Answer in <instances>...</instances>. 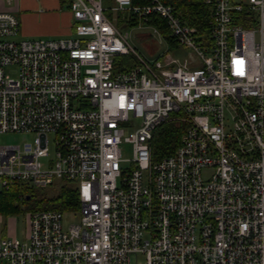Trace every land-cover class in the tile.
<instances>
[{"label": "built area", "instance_id": "1", "mask_svg": "<svg viewBox=\"0 0 264 264\" xmlns=\"http://www.w3.org/2000/svg\"><path fill=\"white\" fill-rule=\"evenodd\" d=\"M113 1L139 24L160 18L189 58L141 56L103 0H68L65 38L18 37L0 11V133L33 134L0 148V190L64 180L79 202L27 211L24 238L0 236V260L264 264V0H202L207 36L163 0ZM121 55L135 65L114 70ZM171 119L185 130L154 162L150 142Z\"/></svg>", "mask_w": 264, "mask_h": 264}, {"label": "trees", "instance_id": "2", "mask_svg": "<svg viewBox=\"0 0 264 264\" xmlns=\"http://www.w3.org/2000/svg\"><path fill=\"white\" fill-rule=\"evenodd\" d=\"M175 7L177 15L184 19L189 25L196 28L198 33H204L207 36L209 30V13L206 5L202 0H163ZM138 0H133L137 3ZM106 15L111 18L116 26L124 24L128 27L138 26L139 20L131 12H125L121 18L113 17L108 10ZM149 25L152 23L159 27L160 32L165 35L167 42L171 47H178L175 40L167 32V28L163 21L155 15L150 16ZM114 63V70H126L135 65L134 57L132 55H121L116 57ZM115 58V59H116ZM186 123L168 120L163 122L156 129L151 140L152 161H158L161 158L172 154L177 146L182 133L184 132ZM61 185L58 191L52 196H43L33 199L31 189L23 188L20 185H14L11 189L5 191L0 190V213L9 214L18 209V203L15 199L23 200L31 211L38 210H58L63 213H71L78 209V191L72 182L61 180ZM28 198V199H27Z\"/></svg>", "mask_w": 264, "mask_h": 264}, {"label": "rangeland", "instance_id": "3", "mask_svg": "<svg viewBox=\"0 0 264 264\" xmlns=\"http://www.w3.org/2000/svg\"><path fill=\"white\" fill-rule=\"evenodd\" d=\"M104 6L108 9V12L115 18L120 16L121 18L124 16V13H116L112 8L114 6L113 0H103ZM153 24V23H152ZM118 29L123 34V36L129 41V43L134 47L137 52L146 58L147 60H153L156 57H159L163 54H169L172 57L178 59L180 62L183 61L184 58H189L191 52L189 50L183 49L178 46L171 47L166 40L165 35H163L159 30V27L153 24V27L158 29V33L154 31L152 25L147 24H138V26L128 27L124 24H119ZM117 60V58L115 59ZM11 75L15 74V70L12 68L9 70ZM33 138V134L29 133H20V132H5L0 133V148L5 147L9 144H21L24 141L31 140ZM50 144H49V152H53V144H52V135H49ZM122 155L123 158L131 157V145L123 143L122 145ZM147 172H144V176H146ZM61 185V182H55L52 185L43 188L33 189V199L43 196H52L55 195L58 191V187ZM23 200L15 199V202L18 203V209L13 213L3 214L0 213V229L5 228L7 232L11 234H15L19 239L24 238L25 236V214L27 211H31L26 208V204L22 202ZM78 218L77 214L73 215H64L62 220V225L65 227L68 223L76 221ZM132 261L134 263L135 258L132 257ZM138 264H144L145 258L143 255L139 254L136 260ZM0 264H4L3 260H0Z\"/></svg>", "mask_w": 264, "mask_h": 264}, {"label": "crops", "instance_id": "4", "mask_svg": "<svg viewBox=\"0 0 264 264\" xmlns=\"http://www.w3.org/2000/svg\"><path fill=\"white\" fill-rule=\"evenodd\" d=\"M68 7V0H0V11L15 14L19 26L18 37L25 38L70 36L72 18ZM7 231L1 228L0 236L7 234L16 236Z\"/></svg>", "mask_w": 264, "mask_h": 264}, {"label": "water", "instance_id": "5", "mask_svg": "<svg viewBox=\"0 0 264 264\" xmlns=\"http://www.w3.org/2000/svg\"><path fill=\"white\" fill-rule=\"evenodd\" d=\"M28 199V198H27Z\"/></svg>", "mask_w": 264, "mask_h": 264}]
</instances>
